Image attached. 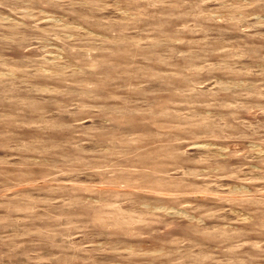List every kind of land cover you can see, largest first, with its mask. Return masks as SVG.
Returning <instances> with one entry per match:
<instances>
[{"label": "rangeland", "instance_id": "374dc122", "mask_svg": "<svg viewBox=\"0 0 264 264\" xmlns=\"http://www.w3.org/2000/svg\"><path fill=\"white\" fill-rule=\"evenodd\" d=\"M0 264H264V0H0Z\"/></svg>", "mask_w": 264, "mask_h": 264}]
</instances>
